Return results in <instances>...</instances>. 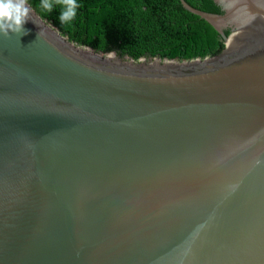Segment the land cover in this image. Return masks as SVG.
Segmentation results:
<instances>
[{
  "label": "water",
  "instance_id": "water-1",
  "mask_svg": "<svg viewBox=\"0 0 264 264\" xmlns=\"http://www.w3.org/2000/svg\"><path fill=\"white\" fill-rule=\"evenodd\" d=\"M178 2L213 56L0 34V264H264V0Z\"/></svg>",
  "mask_w": 264,
  "mask_h": 264
},
{
  "label": "trees",
  "instance_id": "trees-1",
  "mask_svg": "<svg viewBox=\"0 0 264 264\" xmlns=\"http://www.w3.org/2000/svg\"><path fill=\"white\" fill-rule=\"evenodd\" d=\"M184 1L203 10L200 0ZM27 2L68 41L114 58L201 60L224 44L205 20L184 10L178 0H77L80 7L71 27L60 24V5L46 13L38 7L40 0Z\"/></svg>",
  "mask_w": 264,
  "mask_h": 264
},
{
  "label": "clouds",
  "instance_id": "clouds-1",
  "mask_svg": "<svg viewBox=\"0 0 264 264\" xmlns=\"http://www.w3.org/2000/svg\"><path fill=\"white\" fill-rule=\"evenodd\" d=\"M54 5L61 6L60 24L71 27L80 7L77 0H40L38 7L43 12L51 13ZM30 12L27 0H0V34L5 37L9 33L27 35L24 25L29 20Z\"/></svg>",
  "mask_w": 264,
  "mask_h": 264
},
{
  "label": "bare ground",
  "instance_id": "bare-ground-1",
  "mask_svg": "<svg viewBox=\"0 0 264 264\" xmlns=\"http://www.w3.org/2000/svg\"><path fill=\"white\" fill-rule=\"evenodd\" d=\"M39 24H40V23H39ZM40 26H41L42 28H44L42 24H40ZM45 29L48 30V27H46ZM52 33L56 36V32H55V31H52ZM52 33H51V34H52ZM59 40H63V39L59 37ZM62 43L65 44L63 41H62ZM67 46L69 47V46H71V45L67 44ZM71 47H73V46H71ZM74 48L77 49V50H82L83 52H85V53H87V54H89V53L91 54V53H92V52L89 51L87 48H80V47H74ZM108 58L116 59V58H114L112 55H109ZM156 62H157V61H156ZM164 62L171 63L172 61H164Z\"/></svg>",
  "mask_w": 264,
  "mask_h": 264
},
{
  "label": "rangeland",
  "instance_id": "rangeland-1",
  "mask_svg": "<svg viewBox=\"0 0 264 264\" xmlns=\"http://www.w3.org/2000/svg\"><path fill=\"white\" fill-rule=\"evenodd\" d=\"M113 54V53H112ZM114 55V54H113ZM114 56H116V55H114ZM117 57V56H116ZM122 59H126V58H122ZM127 60V59H126ZM140 62H146V59H140L139 60ZM172 61H174V60H172Z\"/></svg>",
  "mask_w": 264,
  "mask_h": 264
}]
</instances>
